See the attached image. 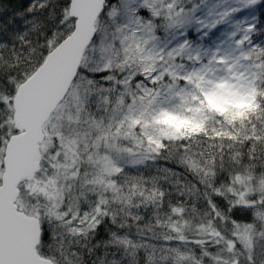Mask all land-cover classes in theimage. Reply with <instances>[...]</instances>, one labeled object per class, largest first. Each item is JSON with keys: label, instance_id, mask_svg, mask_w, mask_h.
Segmentation results:
<instances>
[{"label": "trees", "instance_id": "obj_1", "mask_svg": "<svg viewBox=\"0 0 264 264\" xmlns=\"http://www.w3.org/2000/svg\"><path fill=\"white\" fill-rule=\"evenodd\" d=\"M197 4L200 2H187L181 11L191 14ZM249 5L244 22L250 31L243 46L247 49L244 64L251 79L250 102L241 106L229 133L198 132L165 138L163 151L156 149L145 161L106 175L92 167L96 154L91 149L105 144L103 134L84 127L76 131L61 126L54 132L47 131L41 148L51 140L54 144L48 150L54 154L67 152L73 164L64 172L52 169L46 176L63 182V188L72 184L99 185L100 219L107 216V221L99 236L90 231L70 234L60 226L54 232L50 228V239L40 240L37 247L41 257L53 264H264V0ZM68 10L61 0H0V40L7 44L0 51V94L10 93L9 76L23 83L70 35L73 21L68 19ZM243 12L233 10L227 17ZM160 15L166 17L164 11ZM241 20L234 21L239 24ZM105 23L101 19V26ZM218 26L213 24L216 29ZM205 27L193 19L189 25L193 31ZM172 32L161 29L160 41L172 40ZM100 34L98 31L97 41ZM198 43L205 46L211 41ZM95 48L93 44L88 47L81 67L91 69L98 63V58L92 56ZM76 86L95 91L82 72H78L70 90ZM7 109L0 111V173L4 146L16 133L12 105ZM46 156L42 153L36 178L45 175ZM237 179L250 181L253 190L244 196L243 204L237 203L240 193L246 190L241 188L238 194L230 195ZM20 191L19 210L47 223L44 213L53 201L28 188L27 183L20 186ZM245 203L255 207L249 210V216L242 215V208L235 224L227 213L221 215L218 211ZM250 219L251 223H245ZM234 244L238 246L234 248Z\"/></svg>", "mask_w": 264, "mask_h": 264}, {"label": "snow or ice", "instance_id": "obj_2", "mask_svg": "<svg viewBox=\"0 0 264 264\" xmlns=\"http://www.w3.org/2000/svg\"><path fill=\"white\" fill-rule=\"evenodd\" d=\"M61 2L64 7L72 6V14L68 19L79 21L76 30L78 33L84 32V43L78 52L79 60L86 61L84 51L89 44L95 45L97 49L95 54L98 57V63L91 69L78 64L77 71L84 74L88 79L89 87L95 90L85 97L86 106H91L93 103L106 105L105 109L97 110L108 113L111 121L108 129L112 142H109V135H103L101 139L113 152H121L117 141L125 125L129 130L124 133L125 136L132 135L134 129H142L149 144L155 145L153 151L156 149L163 151L166 147L165 138L181 135L186 126L190 125L193 130L202 128L203 125L196 120V115L203 108H190L188 111L193 115L185 116L176 105L171 108L166 106L172 100L186 102L188 98H191L193 103L200 101L202 106L224 115L229 108H239L247 104V97L241 91L230 89L229 83L226 82L228 77L217 74L225 71L232 72L233 69L228 67V58L231 53L222 50L220 43L215 44V53L210 51L202 53L198 40L207 41L215 36V30L209 32L208 27L190 30L192 16L190 13L176 12L175 0L171 2L170 0H104L98 12L92 10L86 0H61ZM157 3L169 4L166 17H161L160 11L163 9H157L155 6ZM81 8L87 11L82 12ZM195 11L196 9H192V12ZM101 19L106 21L103 26L100 24ZM162 19H166L167 23L161 24ZM198 23H204V21ZM161 29L165 32H178L180 29H185L182 35L176 37L177 42H184L179 49L180 57L187 56L195 63L201 59L202 55L209 56L211 57L209 63L200 68H193L191 73L181 75L183 65L169 63L176 57L177 50L173 49L168 52L167 61L162 59L164 66L157 69L155 59L158 55L162 57V52L158 51ZM98 31L101 33L99 41H97ZM203 33H207V36ZM194 43L195 47L192 46ZM168 46L169 42L165 41L164 48ZM6 48L7 44L0 40V51ZM217 56L223 57L220 63L224 67L216 66ZM113 64L116 65L115 68ZM117 69H120L119 75H117ZM180 81L188 82L190 87H181L178 83ZM7 85L10 87V93L0 94V111H7L8 105H14L18 118L16 127L19 130L22 127L19 116L23 86L11 76L8 77ZM113 126L116 128L115 133H111ZM97 127L103 129L104 125L101 123ZM110 164L117 165V161L112 160ZM104 170L110 174L108 168ZM55 186L56 180L50 178L43 187L38 189L49 201H53L52 206L44 213L47 223L41 221L39 224L40 240L48 241L51 235L49 229L51 228L54 232L62 224H66L72 232L81 231L75 227L78 221L81 225H87L85 232H94L99 236L107 216L104 220H101L99 215L88 217L86 206L78 201L75 207L63 202L55 203L58 196ZM34 190L37 189L34 188ZM61 199L66 198L61 197ZM261 206H264V201H261ZM254 207L253 204L231 205L218 211H221V215L227 213L235 224L239 222L240 217L237 214L241 213L242 208L244 210L242 215L249 216V210ZM251 219L245 223H251ZM237 246L233 245L234 248ZM254 250L255 246H253Z\"/></svg>", "mask_w": 264, "mask_h": 264}, {"label": "rangeland", "instance_id": "obj_3", "mask_svg": "<svg viewBox=\"0 0 264 264\" xmlns=\"http://www.w3.org/2000/svg\"><path fill=\"white\" fill-rule=\"evenodd\" d=\"M196 1L200 2L191 8V16L195 22L204 21L208 27V31L211 32L215 30V36L210 37L208 40L211 43H205V46L201 45V52H216L215 44L220 43L222 45V50H226L231 53L228 58V67L232 68V72L228 73L227 71L223 73H217L221 76H227V83L230 85V89L241 91L245 97H247V104H249V93L251 90V79L250 73L245 66V54L247 53V49L243 46L244 41H246V37L250 31L249 25H247L246 14L250 13L248 9H250V2L254 0H175L176 12H181L182 7L187 3H195ZM171 2V0H170ZM243 5V6H242ZM157 9H163L164 14L167 16V9L169 4L160 5L157 3ZM192 9H196L195 12H192ZM244 9V12L241 16H235L232 18L227 17L228 13H231L233 10ZM239 19H242L239 24H236ZM235 20V21H234ZM213 24H218V29L213 27ZM222 26V27H221ZM185 29H180L177 33H171L172 40H162L158 42V51L162 52V57L157 56L155 59V66L157 69L162 68L164 65L162 64V59L164 61L168 60V52H171L173 49L177 50L176 57L173 61L169 63H175L177 65H183V71L180 73L181 75L185 73H191L193 68H200L204 64H208L211 57L209 56H201V59L197 60L193 63L192 60H189L187 56L180 57L179 49L183 45V41L177 42L176 37L178 35H182ZM207 36V33H203ZM131 36V33H129ZM165 41L169 42V46L164 48ZM195 47L196 45H192ZM97 49L95 48V53ZM93 53L92 56L95 58L97 55ZM98 58V57H97ZM217 64L216 66L219 68L224 67L223 64L220 63V60L223 59L222 56H217ZM139 61V60H138ZM137 61V62H138ZM140 62V61H139ZM113 66H116L113 64ZM181 87H190L188 82L180 81L178 82ZM92 92H88L86 88L74 87L70 90L67 98L64 103L59 105L57 110L54 112L53 116L49 119L48 123L44 128L45 137L48 136L47 131H56L61 129L60 127H67L74 130H79L80 127H84L85 129L93 130L94 133H101L103 135H109V142L111 141V136L109 134L108 124L111 121L108 118V113L106 111H99L97 109H105L106 105L104 104H95L93 103L91 106H86L85 97L87 95H91ZM177 106L178 110L182 111V114L185 116L191 117L193 115L192 112H189L190 108H203L202 111L196 115V120L199 121L203 126L200 129L193 130L192 127L186 126L185 131L181 135H190L198 132H212L215 135L218 134H227L231 131V124L234 120L240 115V108H229L227 110V114H221L218 111H214L211 108H207L206 106H202L200 101L193 103L191 98H188L186 102H178L175 100L170 101L166 106L173 107ZM103 123V129H99L97 125ZM116 128L113 126L111 128V133H115ZM129 131L127 125L123 129H121V135L117 143L121 149L120 153L113 152L107 144H102L99 148L94 145L91 150L93 154H96V158L92 159V167L96 170H99L103 174H109L105 172V168H108L110 173L116 172L122 167L126 165H130L136 163L138 161L142 162L145 159L152 156L153 149L155 145H150L148 142L147 136L143 134L142 129H134L132 130V135L125 136L124 133ZM158 135V134H154ZM86 138V135H83ZM177 137L175 135L166 137V138H174ZM84 142V141H83ZM46 147L41 148V153L47 154L46 163L44 167V174L41 177H38L28 185V188L37 189V191L44 195L43 192L38 191L39 188L43 187L44 184L48 181V176L46 174L49 173L50 170H69L71 164H73V160L70 155L65 152L63 154H54L52 151L48 150L51 148V144H54L53 141L47 140ZM117 161V165L110 164V161ZM238 184V185H237ZM27 186V185H26ZM237 186V187H236ZM56 190L58 191V196L56 199L59 201L61 197L66 199L60 200V203L63 202L66 205H70L75 207L77 201L87 208V216L92 217L95 215H102L99 204L101 203L99 197V185L90 184L88 187L83 185L72 184L65 188H63V182H56ZM241 188L246 190L243 193H240L241 198L239 199L237 204L244 203V196L248 193L253 192L251 182L245 181L243 179H237L236 183L230 188V195L234 196L238 194ZM94 189H97V191ZM249 189V190H248ZM51 191V189H50ZM59 204V203H58ZM249 203H245L244 206H247ZM83 211V209H81ZM60 227L64 228L66 232L70 234H80L85 232L87 229V225H81L79 221L76 223L75 227L77 229H81V231L72 232L71 229L68 228L66 224L60 225Z\"/></svg>", "mask_w": 264, "mask_h": 264}, {"label": "water", "instance_id": "obj_4", "mask_svg": "<svg viewBox=\"0 0 264 264\" xmlns=\"http://www.w3.org/2000/svg\"><path fill=\"white\" fill-rule=\"evenodd\" d=\"M86 2L98 12L104 0ZM81 11L87 9L81 8ZM71 14L72 6L69 5L68 16ZM78 23L73 21L70 35L51 50L34 73L20 84L23 96L19 116L22 127L19 130L16 109L12 105V125L16 133L7 139L1 157L0 264H53L37 252L39 219L19 210L17 202L20 186L31 183L40 172L44 126L67 97L78 74L77 65L82 64L78 52L84 43V32H77Z\"/></svg>", "mask_w": 264, "mask_h": 264}]
</instances>
